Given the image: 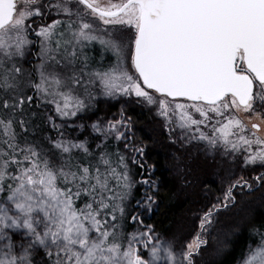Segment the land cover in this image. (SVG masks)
<instances>
[{
	"label": "snow or ice",
	"instance_id": "1",
	"mask_svg": "<svg viewBox=\"0 0 264 264\" xmlns=\"http://www.w3.org/2000/svg\"><path fill=\"white\" fill-rule=\"evenodd\" d=\"M135 106L159 120L182 188L199 183L189 148L220 165L178 232L155 222L161 141L137 137ZM255 192L264 0H0V264H202L242 229L237 264H264V213L217 229Z\"/></svg>",
	"mask_w": 264,
	"mask_h": 264
},
{
	"label": "trees",
	"instance_id": "2",
	"mask_svg": "<svg viewBox=\"0 0 264 264\" xmlns=\"http://www.w3.org/2000/svg\"><path fill=\"white\" fill-rule=\"evenodd\" d=\"M113 112L117 108L112 109ZM136 120L137 137L152 136L161 141L155 145L152 158L159 165L157 175L163 183L161 187L162 202L159 211L155 214V222L162 231L167 233L178 232L189 224L190 209L195 208L203 200L201 185L213 191L218 187L220 165L210 159H205L195 148H189L183 153L184 163L191 169L192 174L198 178L199 183L195 188H182L181 179L175 174L174 148H169L165 143V136L160 127L159 120L147 108L135 106L130 109ZM264 193L255 192L250 196L242 197L236 207L223 212L219 218L217 229L222 235L230 231L236 224H241L250 212L264 213ZM247 232L242 229L241 235L235 238V243L229 253L223 258L214 255L210 248L204 255L202 264H237L241 253L245 250ZM214 247V246H213Z\"/></svg>",
	"mask_w": 264,
	"mask_h": 264
}]
</instances>
